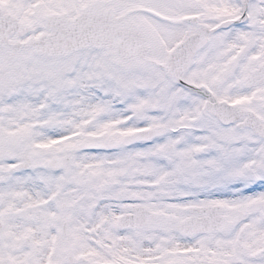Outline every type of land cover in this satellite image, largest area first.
Instances as JSON below:
<instances>
[{"label":"snow or ice","instance_id":"obj_1","mask_svg":"<svg viewBox=\"0 0 264 264\" xmlns=\"http://www.w3.org/2000/svg\"><path fill=\"white\" fill-rule=\"evenodd\" d=\"M0 264H264V0H0Z\"/></svg>","mask_w":264,"mask_h":264}]
</instances>
